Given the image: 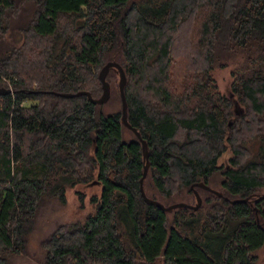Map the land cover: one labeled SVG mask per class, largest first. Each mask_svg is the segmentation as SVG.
I'll return each mask as SVG.
<instances>
[{"label":"trees","instance_id":"obj_1","mask_svg":"<svg viewBox=\"0 0 264 264\" xmlns=\"http://www.w3.org/2000/svg\"><path fill=\"white\" fill-rule=\"evenodd\" d=\"M127 74L122 121L120 72ZM230 67L231 93L217 68ZM0 264L56 221L38 264H264V0H0ZM208 184L219 195L201 186ZM248 200L232 202L230 199Z\"/></svg>","mask_w":264,"mask_h":264},{"label":"rangeland","instance_id":"obj_2","mask_svg":"<svg viewBox=\"0 0 264 264\" xmlns=\"http://www.w3.org/2000/svg\"><path fill=\"white\" fill-rule=\"evenodd\" d=\"M215 76L221 90L230 94L233 80L230 67L217 68L215 70ZM76 189L77 187L68 189L67 205L63 207L52 206L50 209L43 212L38 227L30 232L27 254L24 253L18 257L15 264H38L39 259L37 256L41 254L40 240L55 227V222L81 217L90 209V196L94 193H98L100 190L99 186L88 185L82 187V190L86 193V198L84 208H80ZM258 253L260 258H264V248ZM157 264H163V262L158 261Z\"/></svg>","mask_w":264,"mask_h":264},{"label":"water","instance_id":"obj_3","mask_svg":"<svg viewBox=\"0 0 264 264\" xmlns=\"http://www.w3.org/2000/svg\"><path fill=\"white\" fill-rule=\"evenodd\" d=\"M112 67H117L119 69V72H120V78H119V90H120V94H121V98H122V121L131 129H133V131H135V133L137 134V136L140 138L141 142H142V146H143V151H144V157L146 159V164H145V168H144V174L140 180L141 182V193L145 199L146 202L148 203H152V204H156L158 205L159 207H161L163 210L165 211H170L172 210L173 208L175 207H192V208H198L199 206H201L202 204V196L199 194V192L195 189V194H196V197H197V203L195 204H191V203H188V202H185V201H177V202H174V203H171L169 205H166L164 204L163 202L157 200V199H154V198H151L147 195L146 191H145V188H144V178L146 177L147 175V172H148V168H149V152H148V143L147 141L141 136V133L140 131L132 126L128 120V116H127V112H128V101H127V96H126V92H125V87H126V84H127V74L125 72V69L124 67L118 62V61H115V60H111V61H108L107 63H105V65L102 67V69L100 70V73H99V77L101 79V82H102V85H103V94L100 96V97H94L92 95V93L88 90H80V91H77V92H58V91H52L53 93L57 94V95H62V96H77V95H82V94H85V95H88L89 99L94 102V103H104L106 102L109 98H110V95H111V91H110V83L108 82L107 80V75L110 71V69ZM12 89L11 88H8V87H4V86H1L0 87V95H4V94H7L9 92H11ZM195 186H201V187H204L206 189H209L219 195H223V193L217 189H214L212 188L211 186H209L208 184L206 183H203V182H197L195 183L194 185H192V188H194ZM259 197L261 198H264V193H261L258 195ZM249 197H245V198H235V199H230V201L232 202H235V201H243V200H248Z\"/></svg>","mask_w":264,"mask_h":264}]
</instances>
